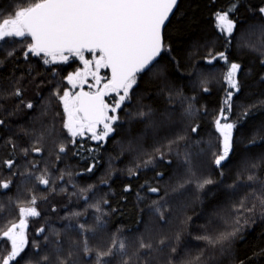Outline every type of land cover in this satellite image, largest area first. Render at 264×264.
<instances>
[{"label": "snow or ice", "instance_id": "6c2138e0", "mask_svg": "<svg viewBox=\"0 0 264 264\" xmlns=\"http://www.w3.org/2000/svg\"><path fill=\"white\" fill-rule=\"evenodd\" d=\"M180 0H14L9 9H0V99L15 98L14 107L5 109L4 116L23 114L32 116L39 107L40 117L48 116L51 111L60 117L62 140L58 143L56 159L68 151V144L76 147L75 154L84 148V141H93L92 163L85 168L91 173L97 167L98 153L109 139L116 140L121 153L128 151L136 157L128 167L129 176H138L142 170L155 172L154 184L145 180L137 190V200L143 201L150 194L151 210L165 223L171 212L168 202L169 193L161 195L159 181L165 176L164 171L156 170L159 164L171 166L173 156L183 167L184 176L172 188L173 192L194 185L196 192H202L206 186L224 182L225 167L235 154L238 142V129L249 116V107H244L240 115L233 119L237 94L242 90L239 74L242 64L230 59L231 49L235 46L257 51L264 65V0L258 7H250L251 19L238 16L241 0H230L226 7L215 8L216 0H209L213 10L210 23L215 35L203 43L206 55L200 62L191 63L194 55L199 54L201 45H194L188 54L192 71L186 72L181 63L174 41L183 33V17L178 16ZM259 16H256V13ZM175 24V27L173 25ZM171 29V31H170ZM259 32V45L248 39ZM222 41L220 48L216 42ZM10 46V47H8ZM21 58L23 63H21ZM71 67V70H67ZM219 73V77L215 73ZM189 81L192 91L181 81ZM264 80V76L261 77ZM215 82L223 92L221 104L212 114V132L205 140L201 135L200 117L207 116V105H201L199 93H210ZM4 83L8 88L2 87ZM143 86V87H142ZM29 91L33 96H29ZM48 97H45V93ZM154 100L163 98V106L146 104L143 95ZM154 94V95H153ZM136 106L133 108V99ZM43 101V104H41ZM56 109H53V103ZM62 107V112L59 108ZM0 109L4 105L0 104ZM25 109L29 111H25ZM10 122L0 117V126L12 131ZM139 125L140 130H135ZM54 123L49 134L54 132ZM24 137L29 138L28 146L20 149L25 158L30 153L42 154L41 144L45 133L34 137V130L21 126ZM151 137L153 144L149 151L145 141ZM264 142V137H262ZM8 157L0 161V167L6 173L0 178V190L5 194L16 186L15 177L22 176L16 159V140L7 138ZM257 144L255 137L248 140L245 150ZM210 153L212 164L219 179L211 175H198L196 163L205 153ZM264 168V154L258 158L244 157L243 172H237V178L227 185L234 197L239 188L251 189L225 208L215 212V230H204L195 236L205 243V248L218 249L222 254L233 255L232 246L237 237L250 223L257 219L264 220V179H260L259 170ZM40 172L36 175V172ZM26 180L34 179L44 189L39 191L56 192L57 185L47 167L40 171L39 165L31 164ZM114 175V173H109ZM64 172L56 178L64 180ZM67 175L71 176L69 172ZM246 175L247 183L243 182ZM107 180L101 184L106 185ZM259 184L257 188L255 185ZM73 189L76 185H72ZM143 190V195L141 194ZM59 191L67 192L63 184ZM125 192L132 191L131 184L124 187ZM96 186L73 191L72 195L82 198L85 204L83 212L69 211L63 217L68 220L61 228L54 224L40 223L44 215L38 208L36 190L22 201L8 196L9 203H15L18 219L0 226V264H112V257L117 254L122 264H131L144 260L153 252L163 254L169 250L173 255L166 257L165 264L176 261L177 246L184 228L174 234L175 243L163 236L154 247L151 241L140 238L138 248L129 256L123 239L115 233L107 249H94L89 243V233L95 235L98 230L107 228L108 217L117 211L105 196L96 197ZM91 194V195H89ZM47 195L43 199L47 200ZM199 198V196H197ZM3 204H0V209ZM92 210L94 223L89 224L86 214ZM51 212L57 207L52 205ZM85 215L81 221L79 218ZM35 220L37 226L31 229ZM74 221V222H73ZM192 216L185 213L181 224L189 226ZM78 231L82 240H70L65 252L63 233ZM119 230L117 229V232ZM54 254V259H53ZM202 255L189 257L183 264H202ZM261 257V259H257ZM235 264H264V248L252 256L236 257Z\"/></svg>", "mask_w": 264, "mask_h": 264}, {"label": "trees", "instance_id": "16d2710c", "mask_svg": "<svg viewBox=\"0 0 264 264\" xmlns=\"http://www.w3.org/2000/svg\"><path fill=\"white\" fill-rule=\"evenodd\" d=\"M229 2L230 0H216L215 8L226 7ZM13 3L14 0H0V9H9ZM261 3L262 0H241L238 12L239 18L242 20L245 18L251 19L250 7H258ZM179 8L180 12L177 15L183 17L182 26L184 31L174 41V47L177 49L176 54L180 58L181 63L186 66L187 72L192 71L187 65L190 63L188 54L193 51L194 45L199 44L201 46L199 47V54L194 55L191 63L197 61L200 64L204 63L203 58L206 55V51L202 45L204 41L215 35L214 28L210 23V14L213 6L210 5L209 0H180ZM256 16H259L258 12ZM173 27H175V24ZM248 39L252 43L259 45L261 37L259 32H256L249 36ZM221 44L222 41H217L216 47L220 48ZM3 54V51H0V55ZM230 59L238 60L242 64L239 74L242 90L237 94L235 99L232 118L235 119L239 116L244 107L251 106L249 107L247 119L241 117L244 122L238 129V142L235 154L225 167L224 182L222 184L208 185L200 193L196 192L194 185H188L183 190L177 192L172 191L177 181L181 180L184 176V169L174 156L171 166L159 164L156 170L164 171L165 176L159 181L158 186L162 189L161 195H163L164 191L169 193L168 202L171 205V212L168 215L166 223L161 221L159 216L151 210V200L155 198V194H150V198L146 197L143 201L137 200V190L140 189V185L144 184L145 180L152 181L154 184L156 183L155 172L148 169L142 170L138 176H129L127 169L135 162L136 157L128 151L120 154L121 148L116 143V140H119L121 136H125L123 131L116 137V140L109 139L108 143L98 153L97 158L99 163L97 167L93 172L87 173L85 172V168L92 163L91 157L93 155L87 149L96 147L95 142L84 141L85 146L79 149V155L75 154L76 147L68 144V151L65 154H61V159L57 161V145L61 142L63 133L60 117L55 115V111H51L48 116L40 117V109L37 107L32 116H24L23 114L4 116L5 109L10 110L15 106L13 103L15 98L0 99V104L4 105V109H0V117L9 121V126L12 129L9 132L0 126V161L9 155L6 141L9 136H12L17 143L15 155L19 165L18 170L24 173L22 176L15 177L16 186L10 192L5 194L4 191L0 190V204H3V208L0 209V226L18 219L17 207L14 202L9 203L8 196L13 197V201L16 198L25 201L31 196L32 191L36 190L37 196L40 197L38 208L44 215V219L40 223L47 221L54 224L55 227L61 228L68 223V220L63 218L67 212H83L85 207L83 199L73 196L72 192L78 191L88 184H93L97 189L96 197L93 199L105 196L111 201V206L117 209L116 212L106 217L108 220L106 229L102 231L98 230L95 235L89 233V243L94 249H107L111 245L112 236L115 233L126 243L129 256H133V253L138 248L141 237L146 242L151 241L154 247L157 246L159 239L163 236L169 237V242L175 243L174 234L180 228H184V231L180 243L176 245L178 251L175 254L177 258L174 264H183V261L187 258L195 257L199 254H203L202 264H235L236 257L244 258L245 256H252L254 252H258L259 249L264 248V220L261 219H257L255 223H250L237 237L232 246L233 255L222 254L218 249L205 248L203 241L195 239L198 233L206 229L215 230L217 228L218 225L215 223V212L217 210L230 205L246 192H251V189L239 188L233 197L227 185L237 178L238 171L243 172L244 157L258 158L264 154V142H262V137H264V80H261V77L264 76V65L260 63L261 55L259 52L250 51L247 48L238 49L234 44L231 49ZM21 63H23L22 58ZM215 75L217 78L219 77L218 72ZM180 84L186 85V91L191 94L192 84L189 81H181ZM2 87L8 88L9 85L4 83ZM28 95L33 96L34 93L29 91ZM44 95L47 98L49 94L46 92ZM141 95H143V100L146 104H156L159 106H163L164 104L162 97L154 100L147 94H143L142 92L137 93V96ZM197 95L201 105H207L208 108L209 114L200 117L198 120L203 127L201 135L207 140L209 133L212 132V114L218 110L223 92L220 90V86L213 82L210 93H199L197 89ZM41 104H43V101H41ZM135 106L136 98L133 99L132 104L133 108ZM56 107L54 102L53 109H56ZM59 110L62 112V107ZM25 111L29 110L25 109ZM53 123L55 130L49 134L48 130ZM21 126L34 130V137H39L42 131L45 133L44 139L41 142L44 148L42 154L30 153L28 158L23 156L20 149L28 146L29 138L24 137L21 139L23 137ZM135 130H140V126L136 125ZM253 137H255L257 144L246 151L245 145ZM152 144L153 141L149 137L145 141V147L150 151ZM32 163L39 165L40 171H43L47 167L48 171L52 174V179L56 182V192H44L42 194L39 190L44 189L43 185H38L34 179H25L28 174L26 169H31ZM61 171L65 173L63 181L56 179ZM196 171L198 175H211L213 179H219L215 166L212 164L210 153L206 152L200 157L196 163ZM69 172L72 174L71 176L67 175ZM5 173L6 170L0 167V178ZM109 173H114V175H110ZM259 173L260 179H264V168H261ZM39 174V171L36 172V175ZM102 180H107L108 183L102 185ZM243 182L247 183L246 175L243 176ZM61 184L67 188V192L59 191ZM73 184L76 185L75 189L72 187ZM127 184H131L132 191H124V187ZM255 186L258 188L259 184L257 183ZM141 194L143 195V190H141ZM43 195H47V200L43 199ZM52 205L57 207L56 213L51 212ZM185 213L193 218V222L189 226L181 224ZM86 217L89 224L94 223L91 209L88 210ZM79 219L83 221L85 215H82ZM36 226L37 223L33 220L30 224L29 235H32L31 229H34ZM117 229L119 230L118 232ZM62 238L64 239L65 252L70 240H82L78 231L65 232ZM171 255L173 254L167 249L163 254L153 252L152 256L148 257L149 264H165L166 257ZM111 259L112 264H122V258L118 254ZM257 259L259 260L261 257H257ZM131 264H144V260L137 261L135 256H133Z\"/></svg>", "mask_w": 264, "mask_h": 264}, {"label": "flooded vegetation", "instance_id": "af4514ba", "mask_svg": "<svg viewBox=\"0 0 264 264\" xmlns=\"http://www.w3.org/2000/svg\"><path fill=\"white\" fill-rule=\"evenodd\" d=\"M67 70H69V71H70V70H71V67H68V68H67Z\"/></svg>", "mask_w": 264, "mask_h": 264}]
</instances>
